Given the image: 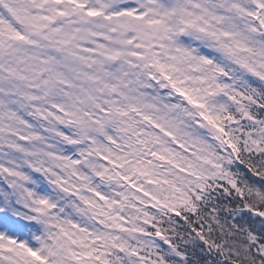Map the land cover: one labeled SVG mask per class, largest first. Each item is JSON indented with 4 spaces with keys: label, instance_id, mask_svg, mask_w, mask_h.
<instances>
[{
    "label": "snow or ice",
    "instance_id": "snow-or-ice-1",
    "mask_svg": "<svg viewBox=\"0 0 264 264\" xmlns=\"http://www.w3.org/2000/svg\"><path fill=\"white\" fill-rule=\"evenodd\" d=\"M0 264H264V0H0Z\"/></svg>",
    "mask_w": 264,
    "mask_h": 264
}]
</instances>
